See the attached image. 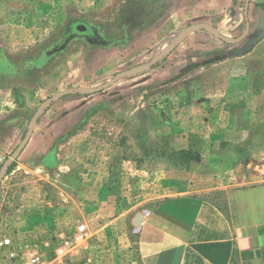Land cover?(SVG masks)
<instances>
[{"label": "rangeland", "instance_id": "1", "mask_svg": "<svg viewBox=\"0 0 264 264\" xmlns=\"http://www.w3.org/2000/svg\"><path fill=\"white\" fill-rule=\"evenodd\" d=\"M76 23L92 31L72 27ZM130 68L137 71L93 96L72 92L41 112L58 143L75 141L62 149L71 170L78 169L71 153H83L78 139L95 149L98 161L108 157L97 168L108 173L104 185L118 210L84 221L77 210H64L56 215L57 229L51 222L26 233L15 223L26 216L19 212L23 192L54 188L22 175L16 188L0 182V238L30 242L47 258L68 239V264H139L133 214L169 193L200 188L235 226L264 224V0H0V97L13 98L12 108L0 113L6 147L0 166L48 97L102 86ZM184 73L187 78L175 82ZM180 90L185 94L177 96ZM188 97H225L218 118L226 121L229 110L237 116L247 133L239 138L245 139L241 151L230 158L224 151L215 165L195 142L180 148L183 139L172 132L175 108ZM181 149L189 154L180 155ZM72 183L62 187L75 188ZM77 223L86 227L80 239L74 238Z\"/></svg>", "mask_w": 264, "mask_h": 264}, {"label": "crops", "instance_id": "2", "mask_svg": "<svg viewBox=\"0 0 264 264\" xmlns=\"http://www.w3.org/2000/svg\"><path fill=\"white\" fill-rule=\"evenodd\" d=\"M186 78L187 73H184L176 78L175 82ZM201 85L199 81L197 87H203ZM177 93V96L185 94L183 90ZM188 99V104L175 108L178 120L172 132L178 133L183 139V147L180 148L193 147L195 142L196 145H200L201 156L215 165L223 158L224 151H227L229 158L236 154L233 150L241 151L240 144L245 139L239 138L246 130L238 126L237 116L229 110L225 112L228 113V118L225 116L226 121L218 118L223 107L221 104L226 101L225 97ZM12 105V97H0V113L3 109L12 108ZM42 114L27 144L15 159L10 171L2 177L1 183L8 182L16 188L17 179L23 175L29 182L40 181L41 185L44 184L46 187L49 185L54 189L49 191L47 188L34 194V190L28 188L29 190L23 192L20 198L22 200L23 197V204L20 205V211L19 209L17 211L26 216L23 220L18 219L15 222L16 226L28 233L42 225L48 228L53 222L54 229H57L59 223L56 215L64 210L67 212L70 209L77 210L74 215L82 221L90 220L93 215H102L112 209L118 210V204L111 200L112 195L109 194L111 192L104 185L108 180V173L97 168L104 166L108 157L98 161V157L92 155L95 149H91V145L78 139V146L79 148L81 146L83 153L80 155L78 152L71 153L77 155L74 159L78 163V169L71 170L62 149L66 144L76 145L74 139V143L71 142L72 139L66 144L58 143L52 137L53 131L47 123L48 117ZM2 127L0 123V128ZM189 138L191 140L188 141ZM223 140L230 143H223ZM4 148L6 147L0 143V161ZM229 148L231 153L228 152ZM208 176L201 175L200 179L205 181L213 177L216 182L225 180L224 176H219V179ZM195 180L192 185L194 188H200L201 185H197ZM23 182L27 183L26 180ZM67 182H73L75 188L72 187L71 190L63 188V183L66 185ZM200 189L185 193H169L160 201L133 214L131 221L136 213H143L136 228V254L139 264H264V224L235 226L223 210L202 196L207 190ZM37 206H42L38 213L35 211ZM51 214L55 216L50 219Z\"/></svg>", "mask_w": 264, "mask_h": 264}, {"label": "built area", "instance_id": "3", "mask_svg": "<svg viewBox=\"0 0 264 264\" xmlns=\"http://www.w3.org/2000/svg\"><path fill=\"white\" fill-rule=\"evenodd\" d=\"M75 239L86 235V227L83 223H77ZM71 243L65 239L54 248L53 255L49 258L43 256L37 247L24 242L15 244L8 236L0 238V264H68L65 248Z\"/></svg>", "mask_w": 264, "mask_h": 264}, {"label": "water", "instance_id": "4", "mask_svg": "<svg viewBox=\"0 0 264 264\" xmlns=\"http://www.w3.org/2000/svg\"><path fill=\"white\" fill-rule=\"evenodd\" d=\"M246 2H248V0H246ZM77 29L84 30V29H86V27L84 25H81V28L78 26ZM260 37H262V36L261 35L257 36L255 41H257V39L260 38ZM159 59H160V57L154 59L153 61H151L149 63V65L154 64ZM136 71H137V69H133V68L126 69V70H123V71H120V72L116 73L109 81L104 83L102 86H97V87L81 86V87H77V88H74V89L63 90V91H60V92H57V93L53 94L52 96L48 97L45 101H43L39 105V107L35 110V112L33 113L32 117H31V119H30V121L28 123L27 132L24 135V137L21 139V141L15 147V149L10 153V155H8L7 158L2 162V164L0 166V182H1L2 177L4 176V174L8 170V168L15 161V159L18 157V155L21 153V151L23 150V148L27 144L30 136L33 133L34 127H35L36 122H37V119H38L40 113L43 111V109L45 107L50 105L54 100L59 99V98L65 96V95H68V94L72 93V92H80V93H83V94H93V93L99 92L102 89L107 88L110 85H112L117 79H119L121 77H124L126 75H129V74H133ZM142 216H143L142 212H138L134 216L132 224L136 228L139 226V224L141 222V219H142Z\"/></svg>", "mask_w": 264, "mask_h": 264}, {"label": "trees", "instance_id": "5", "mask_svg": "<svg viewBox=\"0 0 264 264\" xmlns=\"http://www.w3.org/2000/svg\"><path fill=\"white\" fill-rule=\"evenodd\" d=\"M159 61V60H158ZM158 61L157 62H155L154 64H156V63H158ZM153 64V65H154ZM81 95H85V94H82V93H80ZM19 99V102H21V98L19 97L18 98ZM39 119V118H38ZM179 154L180 155H187V154H189V150L188 149H181V150H179ZM13 164H14V162L12 163V165L10 166V168H9V170L11 169V167L13 166Z\"/></svg>", "mask_w": 264, "mask_h": 264}, {"label": "flooded vegetation", "instance_id": "6", "mask_svg": "<svg viewBox=\"0 0 264 264\" xmlns=\"http://www.w3.org/2000/svg\"><path fill=\"white\" fill-rule=\"evenodd\" d=\"M79 25H80L79 23H76V24H74L72 27H76V26H79ZM84 31H85V33H86V32H91L92 29H91L90 27H87V26H86V29H84Z\"/></svg>", "mask_w": 264, "mask_h": 264}]
</instances>
